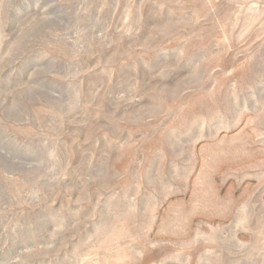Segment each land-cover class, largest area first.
I'll use <instances>...</instances> for the list:
<instances>
[{
  "label": "rangeland",
  "instance_id": "obj_1",
  "mask_svg": "<svg viewBox=\"0 0 264 264\" xmlns=\"http://www.w3.org/2000/svg\"><path fill=\"white\" fill-rule=\"evenodd\" d=\"M0 264H264V0H0Z\"/></svg>",
  "mask_w": 264,
  "mask_h": 264
}]
</instances>
